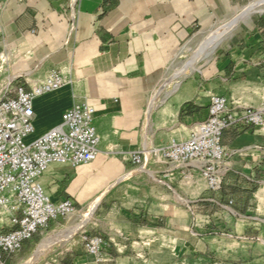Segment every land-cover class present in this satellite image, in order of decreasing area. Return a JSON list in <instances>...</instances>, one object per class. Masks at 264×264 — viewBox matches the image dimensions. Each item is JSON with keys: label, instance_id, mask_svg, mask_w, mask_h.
Segmentation results:
<instances>
[{"label": "crops", "instance_id": "obj_1", "mask_svg": "<svg viewBox=\"0 0 264 264\" xmlns=\"http://www.w3.org/2000/svg\"><path fill=\"white\" fill-rule=\"evenodd\" d=\"M151 3L32 0L16 18V31L24 35L22 43L32 51H38L39 40L50 39L51 33L58 38L73 36L79 47L75 59L87 63V69L81 71L84 80L79 90L72 89V80L63 89L35 101L36 133L32 139L58 126L74 102H86L96 109V127L101 137L96 161L78 169L53 165L41 182L55 203L70 199L82 210L83 203L106 193L97 210L102 225L86 234L106 238L110 247L103 251V263L89 255L83 245L61 262L264 264L259 251L228 252L217 246V240L222 241L223 237L252 241L255 236L258 240L263 236L252 226L258 225L256 222L264 224L256 205L258 188L264 185V129L255 130L239 122L225 131L223 145L233 157L218 193L208 192L201 180L183 179L179 171L164 178L170 170L164 161L157 164L154 159L144 173L131 164L133 153L143 149L151 153L155 149L152 125L158 106L149 119L147 114L160 83L155 79L163 69L159 63L168 61L169 50L187 40L197 22L193 16L186 23L184 6L170 9ZM6 6L9 11L13 0ZM208 68V85L197 88L184 84L170 97L175 106L170 108L172 122L186 133L180 140L174 138L158 149L173 141H184L194 125L209 118V96L216 93L218 81L223 85L218 94L228 97L232 109L240 115L246 107L264 109V17L225 58L219 80L216 62ZM30 73L26 75L31 79ZM205 73L204 70L202 74ZM148 125L150 131L146 129ZM243 150L248 153L242 156L239 152ZM128 173L135 174L124 179L130 176ZM114 191L117 197L112 198ZM154 236L176 242V255L164 252L161 244L151 249ZM249 253L257 254L250 263Z\"/></svg>", "mask_w": 264, "mask_h": 264}, {"label": "built area", "instance_id": "obj_2", "mask_svg": "<svg viewBox=\"0 0 264 264\" xmlns=\"http://www.w3.org/2000/svg\"><path fill=\"white\" fill-rule=\"evenodd\" d=\"M4 1L0 0V12ZM66 84V76L55 69L29 90L20 86L11 98L0 99V264H8L58 221L82 211L70 199L55 203L41 180L53 165L78 169L96 161L101 137L95 107L74 102L58 126L32 139L36 133L35 101ZM209 101V118L194 125L187 139L151 153L145 149L133 153V167L146 171L154 159L157 164L164 161L170 168L164 178L179 171L185 180L203 181L208 192H220L233 157L223 145L225 131L239 122L264 129V109L246 107L240 115L226 96L212 94ZM239 153L243 156L248 150ZM81 238L89 255L98 263L106 261L103 251L110 241L85 233Z\"/></svg>", "mask_w": 264, "mask_h": 264}, {"label": "rangeland", "instance_id": "obj_3", "mask_svg": "<svg viewBox=\"0 0 264 264\" xmlns=\"http://www.w3.org/2000/svg\"><path fill=\"white\" fill-rule=\"evenodd\" d=\"M145 1L142 0V2ZM257 1L260 0H148V4L150 2H152L153 6L163 4L169 6L170 9L177 5L184 6V19L186 23L191 21L193 16L197 19V22L193 23L191 36L181 43L179 47L169 50L168 61L159 63V65H163V69L159 77L155 78L160 82L156 90L157 93L155 92L157 95L156 99L161 102L160 100L167 97L172 92V88L182 81L180 79L181 75H191V72L193 73L194 71L195 74L185 79L184 84H193L197 88L208 85V67H214L215 62L217 66V80H219L220 74L223 71L225 58L229 57L240 46L244 37L252 31L257 20L264 17V15L256 18L251 26L242 23L240 28L225 37L214 53L208 52L210 55L209 59L194 64L192 62L193 58L221 24L228 21L231 22L237 17H242L247 8ZM9 2L10 0L4 1V7L0 12V99L4 97L11 98L16 88L20 86L29 90L34 84L44 81L49 72L55 69L63 72L67 78V84L73 80L72 89L77 87L79 90V86L84 80L81 77V71L87 69V63L82 64L79 60L75 59V55L77 56L79 49L75 37L67 35V37L58 38L51 33L49 34L50 39L47 38L46 40L45 38V42L44 40H39L38 51H32L27 44L24 45L22 43L24 35L17 33L15 28V21L20 10L25 6L31 5L32 0H13V6L7 11L6 5ZM70 29H73L75 32L74 26L71 25ZM37 37H40V35H37ZM204 70L206 73L203 75L202 72ZM30 72L35 75L31 79L26 75ZM222 87V83L218 81L216 93L213 95H219V89ZM173 95L168 96L164 104L158 105L159 113H156L153 117L152 137L155 149L168 145L174 138L180 140L186 133L179 124L174 125V122H172V110L170 108L173 106V99H170V97ZM127 178L130 177H125L124 179ZM64 184H61V188L65 186ZM258 191L256 195V205L259 206L258 215L264 218V185H261ZM115 193L116 191L112 194V198L117 197ZM80 210L82 209L80 208ZM97 210L92 220L81 226V228L77 227L75 217L58 221L44 235L37 236L33 243L27 244L8 264H62V259H65L68 254L72 253L80 245H83L82 234L95 232L102 225L99 222L101 213H97ZM253 216H257V214ZM256 223L258 225L252 227L262 232L263 236L261 240H258L256 236L255 240L252 241L237 238L230 239L228 237L225 239L226 237H223L222 241L217 240V246L221 247L222 251L228 252H238L240 250L259 251V256L264 260V224ZM206 238L209 240V237L206 236ZM160 244L164 252L176 255L178 251L177 243L169 238L158 239L154 236L150 243V248L156 249L155 247H160L158 246ZM256 256V253H249V263L254 261Z\"/></svg>", "mask_w": 264, "mask_h": 264}, {"label": "bare ground", "instance_id": "obj_4", "mask_svg": "<svg viewBox=\"0 0 264 264\" xmlns=\"http://www.w3.org/2000/svg\"><path fill=\"white\" fill-rule=\"evenodd\" d=\"M241 15H243V14H241ZM262 15H264V0L253 2L251 4V6L249 8H247L245 14L242 17H240V18L237 17V18L233 19L231 22L228 21L227 23L221 24L220 27L217 29V31H215V33L213 32L214 34H211L212 36H210V38L205 43V45L202 46L201 49L197 52V54L194 56L192 62H194V64L195 63L198 64L202 60L209 59L210 55L208 54V52L214 53V51L221 45L222 41L225 39L226 36L230 35L231 33L235 32L238 28H240V25L242 23L245 25L251 26L254 23V20L256 18L262 16ZM187 67H189V66H187ZM194 74H195V71L193 73L191 72V75H187V74H184L181 76L179 75L180 79L182 81L180 83H178L176 86H174V88H172V90H171L172 92L168 96L176 94L179 91H181V89L184 85V80L187 79L188 77H192ZM29 75L32 78L34 77V73H30ZM32 83L34 84V82H32ZM71 83H72V80L69 81V84H71ZM156 93H154V95L152 96L151 105H150L151 109L148 111L147 119L150 118L153 110H155L159 104L162 105V103L164 104L166 102V99L168 97V96L165 97L163 100H160L161 99L160 98L159 100L161 102H159L156 99V97H157ZM158 96H159V91H158ZM157 109H158V107H157ZM146 129L148 131H150V125L146 126ZM144 172H145V170L141 171V173H144ZM128 174H130L129 177H131L135 173H128ZM103 196H104V194L96 197L95 199H93L87 203H83V205H82L83 210L75 216V218H76L75 221L77 223V227L79 226L78 228H81V226L86 224L88 221L92 220L97 208L100 206V204L103 201ZM147 232H149V231H147Z\"/></svg>", "mask_w": 264, "mask_h": 264}]
</instances>
